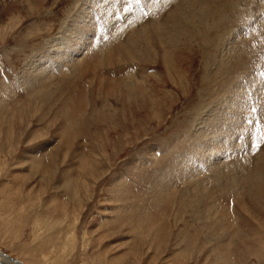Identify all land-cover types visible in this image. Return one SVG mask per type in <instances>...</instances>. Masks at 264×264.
I'll return each mask as SVG.
<instances>
[{"label":"rangeland","instance_id":"1","mask_svg":"<svg viewBox=\"0 0 264 264\" xmlns=\"http://www.w3.org/2000/svg\"><path fill=\"white\" fill-rule=\"evenodd\" d=\"M87 1L92 4L99 0L0 2V251L25 264H264V212L253 217L236 216V226L239 223L250 238H235L230 246L231 260L224 255L223 261H219L220 256L212 248L215 241L227 240L229 230L217 238L213 233L208 236L211 231L207 233L200 227L201 219L197 222L190 210L182 207L181 189L188 183L176 180L182 191L177 190V199L173 196L167 204L157 199L158 191L165 187L166 191L167 183L173 181L170 177L162 183L164 175L160 172L169 167L176 154H187L185 151L203 156L210 152L208 173H193L208 190L219 181H212L214 176L220 177L219 173L229 177L237 173V167L226 172L220 150L210 148L212 138L209 134L204 137L201 128L205 118L208 123L215 119L216 111L223 107L221 101L226 99L225 106H230V112L233 110L235 118L244 124L242 128L246 127L231 137V143L238 147V158L235 161L230 155L229 163L236 165L241 161L237 174L240 176L264 160V0H244L241 6L246 10H242H249L241 24L238 21V26H230L236 29L228 40L229 49L240 41L248 39L249 43L251 37L253 40L248 45L252 52L250 63L238 71L243 74L237 73L229 88H222L217 82L221 74L217 61L206 65L212 54L217 56L227 47L224 41L225 45L219 48L222 38H216L213 44L198 32L203 27L206 32L210 29L212 19L208 18L198 21L194 32L169 48L168 64L156 54L147 63L122 59L117 67H96L93 71L94 66L88 65L84 68L86 74L68 77L63 88H45L53 95L50 100L44 95L45 89L23 88L24 95L10 93L6 86H18L13 84L20 79L30 57L38 61L34 64L41 63L38 73L42 68L49 69V73L51 63L47 66L44 62L49 60L52 49L60 45V53L67 49L71 55L69 41L80 34L76 28L84 13L79 9L81 5L85 8ZM184 1L124 0L122 5L128 15L125 22L136 14L146 16L143 23L128 29L122 40L140 36L142 28L150 27L145 23H151L158 10L162 13L157 14L160 23L171 26L174 9ZM171 12L172 16L167 18ZM125 14L122 12L121 17ZM92 17L89 24L94 25L99 16L94 20ZM111 26L115 29L116 25ZM148 34L141 38L147 41ZM93 48L95 45L91 44L84 51ZM80 56L83 57L82 52L76 57ZM56 59L53 65L64 64L63 58ZM72 68H76L74 64ZM119 71H130L133 79L141 76L146 95L140 96L124 84L120 86ZM90 75L91 82L85 89ZM101 88H114L116 92L105 95ZM83 90L85 104L75 108L74 113L69 112L72 123L61 127L64 118L59 115V108L66 106L69 96H83ZM214 90L220 92L216 99L210 95ZM238 139L245 141L247 150L239 149ZM159 145L162 149L156 148L155 156L135 157ZM130 159H134L132 165H128ZM135 164L136 169L132 167ZM187 172L191 176V168ZM221 184L217 183L218 188ZM191 188L200 187L196 184ZM220 194L210 196L216 200ZM216 204L221 205L218 200Z\"/></svg>","mask_w":264,"mask_h":264},{"label":"bare ground","instance_id":"2","mask_svg":"<svg viewBox=\"0 0 264 264\" xmlns=\"http://www.w3.org/2000/svg\"><path fill=\"white\" fill-rule=\"evenodd\" d=\"M184 2H185L184 4L181 3V5H179L177 8L174 9L173 16L171 15L173 11L167 16V18L169 16H172L170 17L171 20L169 18L171 26H168V24L163 25L164 23H160V19L159 17H157V14L160 16L162 13L159 14L160 13L159 10L155 12L156 13L155 15H153L154 17L152 18L153 21L151 23L144 22L145 24H148L150 26L149 28L141 29V33H142L141 35H143L146 32H149L147 36V41H146V39L141 38V35L140 36L133 35L132 37L128 39L122 40L123 34L128 29H133L137 25H140L141 23H143V19L146 16V15L140 14V16L137 17V14H136L135 16H133V18H129L130 19L129 21L125 22L128 15L125 14L127 10L126 6L122 5L124 3V0H99L97 2L94 1L92 4H88L89 1H87L85 2L87 6H85L84 8V6L81 5L79 9L84 13L82 18L79 20V25H77L78 27L76 28V31L80 34L79 36H76V35L73 36L71 38V41L68 40L69 43L72 44L71 49H70V51L72 52L71 55L67 53V49L62 50L63 52L60 53L59 50L62 48L59 44H57L59 46L51 50L52 53L49 56V60L48 61L46 60L44 62V64H47V66L51 63L50 64L51 72L49 73H47L49 69L45 71L44 68H42L43 71L38 73L39 71H38L37 66L38 65L41 66V63L34 64V62L36 61L35 58L33 57L34 58L33 60L32 57H30V60H28L24 66V69L22 71L23 74L20 76V79L16 81V83L13 84V85L18 84V86L20 85V88L17 85L14 86L15 89L12 87L13 90L11 88V85L6 86V88L9 90L10 93H16V92L21 93L22 92V94L25 93L24 92L25 90L23 88L27 89L28 91H31L32 89L37 90V91L45 89V88L50 89L51 86L63 88L62 84H65L66 80H68V77H74L75 73H80V72H83L84 74H86L87 71L84 68L88 65L94 66L92 71L96 67H100V69L104 67L108 68L111 65L117 67L118 64L122 62V59L127 60L128 62H132L135 59V61L138 63H144L147 60L148 61L152 60V57H155L156 54H160L161 58L164 59V62L168 64L167 56L169 53V48H171L172 45L177 44L178 42H181L180 40L184 39L183 37H186L190 33L194 32L195 28L198 26V21L202 20L203 22H205L207 21L208 18L212 19L210 23V29L208 28L206 32L203 27L202 30L200 29L198 32H202V34L204 33V37H206V40H209V42L213 44L215 43L216 38L217 39L222 38L220 39L222 41L220 42L218 41L219 48L220 47L222 48L225 45L223 44L224 41H227V47L225 46L223 49H221L220 54L217 53L219 55V56L217 55L218 57L216 56V54L215 55L212 54L213 56L211 55V57L209 58L210 60H208L206 65L208 66V64H210L212 61L213 62L217 61V67L220 68L219 72L221 73L217 79V82L219 85L221 83L220 87L222 86V88H224V87H227L228 85V88H229V84L232 83V81L237 77L236 74L239 73L238 71L242 70L241 69L242 67H244L246 64L248 66L250 63L249 55H250L251 50H250V46L248 45L249 43H251L250 41L253 40L252 37H251V40L249 39L250 40L249 43H248V39L245 38L247 41H244L242 39L243 41L238 42L237 44H235V46H233L230 49L228 48V45H229L228 40L231 38L230 37L231 35L232 37L234 35V31H233L234 27L230 28V26L235 25V24H237L238 26L239 23L241 24L240 20L244 18L249 8L247 9V11L242 10L243 8L245 9V7L241 6L245 2L244 0H186ZM165 7L163 6V8ZM122 12L125 15L121 17ZM92 15H93L92 17L93 20L94 18H97V16H99V18L97 19L94 25L89 24L91 20L90 18ZM248 15L250 16V14ZM119 19H120V22L118 21ZM238 21L239 23H237ZM111 24L116 25L114 27L115 29H113ZM101 27H103V29ZM213 28L215 29L214 31H213ZM253 30L254 29H252V31ZM211 31H212L213 38L210 37ZM90 36L93 39L92 42L90 41ZM58 40L61 41V39H58ZM112 42L114 44H112ZM220 43H222L221 46L219 45ZM91 44L95 45V48H93L92 50L84 51V49L88 48V46ZM242 44H243V48H242ZM55 45H52V46H55ZM256 45L258 44L256 43ZM253 48L256 49L255 47H252V49ZM224 50L228 51L229 55L228 53L224 54L225 53ZM81 52L83 53V57L81 56L76 57L77 55H80ZM85 52H86V55H85ZM64 54L69 59H64V56H63ZM112 54H116V55H112ZM222 54H224V56ZM57 57L63 58L64 60L61 62H64V64L53 65L54 62H57L56 61ZM225 57H228V58L226 59ZM73 64L76 68H72ZM47 66H44V67H47ZM65 68L67 70L64 73L61 72V69H65ZM244 69L246 71V67L243 68V70ZM242 74L243 73L241 72L240 75ZM212 75H214V73ZM131 76H132V73L130 71H128L127 73H123V71L117 72V77L119 78V81H120L119 85L121 86L124 84L125 87H131V90L132 89L136 90L135 93H137L138 95L141 94L140 96L146 95V93H144L145 92L144 91V81L142 80L140 73H139L140 77L138 78L134 77L133 79V76L132 77ZM90 77L91 75L89 76V78ZM238 79H239V76H238ZM90 82H91V78L87 82H85V85L83 87L86 89V86H87L86 84L87 83L90 84ZM17 87L19 89H17ZM102 92L105 95H109V94L113 95V93L115 94L116 91H114V88L111 91L103 88ZM59 93H61L60 88L58 89V94ZM84 94L85 93L83 90V96L82 95L80 96L79 94H75L74 96H69L66 100V106H64L63 108L62 107L59 108L58 110L60 113L59 115L62 118H64L63 123L60 124L61 127L65 126L66 128L68 127V125L72 123L73 120L72 118H69V115H70L69 112L74 113L75 108L83 107L82 104H85L84 101H86V99L84 100ZM219 94L220 92L219 90H217L213 93L211 92L210 95L216 99L218 96H220ZM236 94L238 95V93ZM44 95L49 100L50 98L54 99L52 97L53 95L51 94V91L49 90H46ZM127 98H128V95H127ZM81 99H83V102ZM1 100H4V102L7 101V99H2V98ZM226 100L221 101L220 106H223V107H221L218 111H216L217 115L215 119L214 120L209 119V123H208L206 122L207 119L205 118L202 121V124H204V126H202L201 128L204 129V137H205V134H209L210 138H212V144L210 148L220 150V160L224 158L223 160H225L226 172H228V169L235 170L237 167L238 168L237 173L234 174V176H230V177L228 175H223L219 173L220 177L214 176L212 181L217 179L219 180L217 181V183L222 182V184L218 188V185L216 183V185L213 188L208 190L207 186H204L203 181L202 183H199V181L196 180L193 173L195 170H200L201 174H204V175L208 173V171L210 170V164H211V161L209 160L210 152H208L207 155L203 156L202 154H191L189 153L190 150L188 152L185 151V153L187 154H184L183 156H180V154L179 155L176 154L175 157L172 159L173 162L169 164V167H166L165 171H164V168H165L164 167L162 170L164 172H160L161 174L164 175V176H161L162 179L160 178L161 180H163L162 183L163 182L167 183L170 180V177H173V181H170L167 183V186L169 189L165 191L166 189L165 187L164 191L159 190L158 191L159 194H157L158 201L160 202L163 201V203L165 202L167 204L168 203L167 201H172L170 199L171 197L175 196V199H177L176 194L178 193L177 190H179L180 187L179 185H177L176 180L181 179L183 183H188L186 184L185 188L181 189L183 190V192L179 190L182 192L181 201H180L182 207H184V209L188 208L191 212V215H194L195 218L197 219V222L198 220L201 219L202 222L200 223V227L205 228L207 230V233L211 231L210 233H208V236L213 233L214 235H218L216 236L217 238L223 235V233H225L227 230H229L226 233L227 240H224L223 242L218 241V240L215 241V245L212 248V250L220 256L219 261L221 260L223 261L224 255L227 256L228 261L231 260L230 255L232 253L230 252V246L233 244L235 238H238V237H240L241 239H244L246 237L250 238L243 229L241 230L239 223L236 226V222H237L236 216L247 214L248 217L249 216L253 217L256 214H261L264 212V160L257 162V164L252 169L248 168L240 176L237 174L239 170L241 169V161L240 163L236 165L229 163L230 159H228V157L230 155H232L235 161L237 160L236 158H238L236 155V149L238 147L236 144L234 145L233 143H231L230 141L231 137L235 135V133L239 134L241 130L245 131L246 129L244 130V128L246 127L242 128V125H244L242 124V121H240L238 118H235V116L233 115V113L235 114V112L233 110H231L230 112V106H225L227 105V102H228ZM232 107L234 109V106ZM210 125L212 126V128ZM221 136L223 138H228V139L223 140L222 138V140L218 142L217 139H219ZM259 136H262V135H259ZM239 139H238L239 142L238 143L236 142L237 144H239V149L247 150V145L245 144V141L244 140L240 141ZM173 141H170V143H172ZM257 141H260V140H257ZM216 142H218L222 146L221 149L218 148V144H216ZM168 143L167 145H170ZM156 148H159V151H161L162 149L160 145L154 148L150 147L149 149L144 151V153L140 152L141 154L139 153L135 157L140 159L141 157L147 154L153 157L157 153V151L155 150ZM195 148H197V146ZM250 153H251V150H250ZM248 157L247 159L251 160V156L248 155ZM133 160L134 159H130L128 165L129 164L132 165L134 163ZM196 164H199V166L201 167L196 168ZM136 166L137 164L133 165L132 167L136 169L137 168ZM189 168H191L192 170L191 176H189V173L187 172ZM207 177L209 178L210 176L207 175ZM159 184L160 183L158 182V185ZM196 184L200 188H196L197 190H193L191 188V185L195 186ZM160 185L161 187L163 186L162 184ZM156 187H159V186L156 185ZM219 192L221 194L217 197L216 200H213V197L210 195H216V194H219ZM217 200L219 201L221 205L216 204ZM0 260H2L3 262H8V263L13 262L12 264H20L16 262L10 256L2 253L1 251H0Z\"/></svg>","mask_w":264,"mask_h":264},{"label":"snow or ice","instance_id":"3","mask_svg":"<svg viewBox=\"0 0 264 264\" xmlns=\"http://www.w3.org/2000/svg\"><path fill=\"white\" fill-rule=\"evenodd\" d=\"M137 2H139V0H137Z\"/></svg>","mask_w":264,"mask_h":264}]
</instances>
